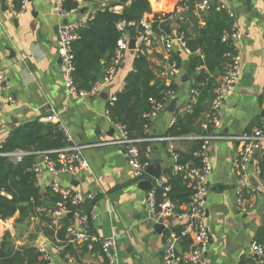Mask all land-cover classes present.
Masks as SVG:
<instances>
[{
	"label": "crops",
	"instance_id": "crops-1",
	"mask_svg": "<svg viewBox=\"0 0 264 264\" xmlns=\"http://www.w3.org/2000/svg\"><path fill=\"white\" fill-rule=\"evenodd\" d=\"M1 1L0 68L4 71L14 103H9L5 94L0 92V106L4 108L0 116V142L19 125L34 120L44 122L46 116L56 112L71 131L73 143L85 146L81 158L86 163V167L73 176L59 178L60 184L72 195L99 198L95 207L96 220L92 225L100 241L114 240L112 264H163L164 231L157 233L154 229L147 193L138 188L124 150L107 144L115 136L113 123L106 115L108 100L99 95L78 100L67 97L64 92L65 72L57 57L58 27L64 21L86 22L93 11L107 2H82L78 12L65 16L58 10L57 0H25L26 10L15 16L7 3L3 5ZM148 1L155 14L171 12L178 0ZM217 1L234 12L241 35L235 43L240 54V77L234 93L224 101L218 128V135L232 136L264 124L261 116L264 108L260 102L264 91V0ZM121 9L117 6L114 11ZM195 13H198L197 9ZM172 46L179 57L178 74H172L169 69L171 55L166 53L164 45L150 39L136 40L135 53H126L108 86L110 97L123 89L138 50L148 56L156 82L177 86L176 93L168 98L163 110L150 119V158L151 161L161 160V175L176 163L169 152L170 142L164 139L167 138L164 135L171 126L173 114L184 110L188 103L194 82V75L188 72L190 56L183 53L177 41H173ZM102 77L103 72L99 80ZM239 88L247 89V93H240ZM172 99L177 101L174 112L169 113L166 107ZM186 140L173 142L176 153L188 151ZM235 150L233 141L217 139L210 144L211 171L206 179L209 186L204 223L208 231V247L203 256L204 264H241V261L249 264L251 244L258 232H264V182L257 166L261 154L249 165L248 179L253 190L251 206L248 212L241 213L236 205ZM52 178L49 173H44L38 186L45 189ZM30 223L35 243L42 247L51 263L67 264L56 246L43 236L39 220L32 219ZM10 234L13 236L14 229ZM262 238L264 243V235ZM25 243L27 240L19 246ZM179 249L184 248L180 246ZM105 262L101 252L87 251L79 263L72 264Z\"/></svg>",
	"mask_w": 264,
	"mask_h": 264
},
{
	"label": "trees",
	"instance_id": "trees-1",
	"mask_svg": "<svg viewBox=\"0 0 264 264\" xmlns=\"http://www.w3.org/2000/svg\"><path fill=\"white\" fill-rule=\"evenodd\" d=\"M24 0H14L17 11ZM96 0H63V12L77 10L82 2ZM104 8L95 12L86 25L77 31L78 39L72 44L74 70L71 74L72 82L77 91L88 92L99 81L104 66L102 61L109 63L114 55L121 32L117 29L120 22L138 24L145 18L152 34L170 36L182 35L185 47L192 53L188 61V72L194 75L193 90L195 103L190 111L182 110L173 114L174 122L164 137H178L188 142V151L179 153L176 164L189 167H200V160L195 153L201 146L196 137L203 135L202 123L210 109L220 79L225 75L236 54L237 45L231 39H224L225 34L232 31L233 19L228 16L227 9L222 8L218 1H213L208 9L195 13L201 0H178L175 8L168 13H152L148 0H115V5L109 6L108 1L100 0ZM120 11H114L115 7ZM178 9H186L190 17L179 18ZM152 15L150 19L148 16ZM202 23V24H201ZM125 33L129 39L145 37L144 28L126 27ZM140 46V50H141ZM179 57L173 52L170 62H175L179 68ZM177 91L174 84L166 86L155 81L154 71L148 56L137 51L132 69L125 77L123 89L115 94V100H108L107 116L112 122L121 124L132 139H150V123L147 117L152 111L154 103L165 104L169 97ZM262 102V98L260 100ZM262 125V124H261ZM259 125V126H261ZM149 128V131H148ZM251 128V127H250ZM195 137V138H194ZM66 145L64 136L54 123L29 121L19 125L2 143L0 152L10 153L23 151L27 153L37 151H55ZM144 162V153L150 147L149 141L136 143ZM56 160L54 153L50 154ZM36 157L24 156L16 161L7 157H0V220L14 219L18 224L29 225L32 219H38L42 224L43 236L56 247H63L60 257L67 262L71 257L74 263H79L88 251L101 252L100 242L85 244L77 247L66 238V229L76 221L75 215H89L90 208L95 205L98 197L87 198L81 203L73 204L70 199L65 200L69 212L59 222L56 229L49 228L51 223L50 210L60 201V196L48 186L41 189L37 185L32 171ZM260 177L264 182V155L257 159ZM170 186L168 198L178 205L189 202L192 190L183 179V174L174 172L173 168L163 171ZM160 191H156L157 201L161 200ZM39 210V211H38ZM42 210V211H41ZM93 223L80 227L89 235H95ZM263 231L256 234L254 242L264 248ZM35 237L30 235L27 243L14 246V238L9 232L0 234V264H48L44 253L35 243ZM190 240H184L181 246L186 249ZM252 257L249 264H253ZM105 264H108L106 261ZM241 264H247L241 261Z\"/></svg>",
	"mask_w": 264,
	"mask_h": 264
},
{
	"label": "built area",
	"instance_id": "built-area-1",
	"mask_svg": "<svg viewBox=\"0 0 264 264\" xmlns=\"http://www.w3.org/2000/svg\"><path fill=\"white\" fill-rule=\"evenodd\" d=\"M63 0H57L58 10L62 15L69 16L77 10L71 12H63L61 9ZM7 5L12 9L15 16H19L26 10L27 3L24 0L21 7L16 11L14 9V0H5ZM213 0H201L196 9L198 12H203L208 9ZM86 3V2H83ZM222 8L227 9L228 16L233 19L232 31L230 34H225L224 39H231L234 43L241 39V35L238 32L237 24L235 22L234 12L221 5ZM100 7L93 11L88 17L89 21ZM186 12V9H178V16L181 13ZM86 21V22H87ZM86 22L71 21L65 25L60 24L57 30V57L65 72V84L64 92L67 97L82 100L90 95H98L102 90L110 86L117 74L118 67L125 58L126 53L129 51L128 40L129 37L125 33L126 27H138L144 28L146 38H138L137 41L144 39H150L154 42L164 45L167 54L173 53V41H177L187 56H191L192 53L185 47L182 35L170 36L163 34H152L149 22L143 18L138 24L131 22H120L117 29L121 32V38L117 43V47L114 51V55L109 63L104 61L101 64L104 66L103 77L99 80L88 92L77 91L71 78V74L74 70L72 44L78 39L77 31L86 25ZM236 54L232 57V62L225 75L220 79L217 88L214 90V97L210 104V109L205 116V120L202 123V129L205 132L203 135L196 137L202 143L199 150L195 153V156L200 160V167L182 166L175 163L173 166L174 172L182 173L183 179L188 183V187L192 190L190 200L186 204L178 205L171 201L167 194L170 191V186L166 184L167 178L163 175L159 179L153 180V187L147 192V201L150 206L154 223H159L164 231V254L163 264H204L203 256L207 252L208 247V231L205 226V201L208 193V187L206 186L207 176L211 171L209 163V150L210 144L213 140L224 139L233 141L236 143V152L233 160L234 173L236 176V205L241 213H246L250 209L252 199V187L248 179V168L251 164L254 153L260 150V154L264 155V124L254 127L251 131L232 136H220L218 135V128L220 126V111L224 104L225 99L234 93L235 87L240 77V54L238 48H236ZM169 69L172 74H178L179 68L175 62L169 63ZM0 92L5 94L9 103H14L13 96L11 94L10 86L6 82L4 71L0 68ZM195 91L192 90L191 97L186 104L184 111H190L191 106L195 103ZM262 107L264 108V91L261 94ZM110 101L115 100V96L109 97ZM164 108V104L154 103L152 111L147 117L149 119L155 118ZM4 108L0 106V116L2 115ZM107 115V112H106ZM108 117V116H107ZM109 119V117H108ZM43 121L45 123H54L57 125L59 131L64 136L66 145L55 151H37L27 153L23 151H15L10 153L0 152V157H7L13 160H20L24 156L34 155L36 162L33 165V173L35 179L38 181L42 178L44 173H49L53 178L49 183L51 190L60 196V201L55 205L53 210H50L51 223L49 228L57 229L59 227L60 220L69 214L65 200L70 199L73 204H78L85 199L92 198L89 195L86 197H78L70 194L65 190L61 184L59 178L62 176H73L78 171L86 167V163L81 158L82 149L85 146L77 145L73 143L71 131L62 123L58 114L52 111L46 116ZM174 118H172L171 124H173ZM114 128L113 140L107 142L109 145L120 147L124 150L128 157V165L131 168L132 176L136 182L150 179L146 173V169L151 164V148L148 147L144 153L145 161L142 162V155L136 145L137 142L151 141V139H132L129 137L126 129L119 123L112 122ZM149 131V128H148ZM188 138V139H192ZM195 138V137H194ZM165 140L170 142L169 152L174 159L177 160L178 154L174 151L173 142L179 140L178 137H167ZM3 142H0V149ZM56 155V160L50 158V154ZM42 160L39 162V159ZM160 191L161 200L157 201L156 191ZM95 205L90 208L89 215H82L76 217V223L69 225L66 229L65 238L77 247H81L85 244L94 243L99 241L102 257L112 264L114 260V254L112 249L114 247V240L112 238L99 240L95 235H89L86 230L79 227V224L87 225L93 223L96 220ZM39 211V210H38ZM42 211V210H41ZM14 229V223L12 219L0 220V234L5 232L11 233ZM190 240V244L186 249H179L182 241ZM14 246H19L20 243L14 241ZM19 243V245L17 244ZM38 248L43 252L42 247L38 245ZM57 252L63 247H56ZM44 253V252H43ZM251 257L253 258V264H264V248L252 242L251 244ZM44 259L48 261V264H52L50 258L44 254ZM74 260L71 257H67V264H72Z\"/></svg>",
	"mask_w": 264,
	"mask_h": 264
},
{
	"label": "water",
	"instance_id": "water-1",
	"mask_svg": "<svg viewBox=\"0 0 264 264\" xmlns=\"http://www.w3.org/2000/svg\"><path fill=\"white\" fill-rule=\"evenodd\" d=\"M213 1H217V0H213ZM2 4H5V0L1 1ZM117 1L115 0H110L108 1V5L112 6L115 5ZM184 17H190V13L189 12H184L181 13L179 15V18H184ZM67 23V21H64V25ZM128 48L129 51L131 52V54H134L136 51V40L135 39H129L128 41ZM240 93H247V89H241L239 88ZM253 92V90H251ZM109 94H110V88H106L104 90H102L98 95L100 97H102L105 100H109ZM177 99H172L169 103V105L166 107V111L169 113H173L174 109H175V104H176ZM261 116L264 117V110L261 112ZM260 154V150H257L252 158L251 163L254 162V160H256V158L259 156ZM42 160V158L39 159V162ZM146 173L147 175L150 177V179H146V180H142L138 182V188L143 190L144 192H148L152 187H153V180H157L160 178L161 176V160L160 159H153L151 161L150 166L146 169ZM234 182V181H233ZM206 186L208 187V183H206ZM154 229L157 233L162 231V226L159 223H155L154 224Z\"/></svg>",
	"mask_w": 264,
	"mask_h": 264
},
{
	"label": "rangeland",
	"instance_id": "rangeland-1",
	"mask_svg": "<svg viewBox=\"0 0 264 264\" xmlns=\"http://www.w3.org/2000/svg\"><path fill=\"white\" fill-rule=\"evenodd\" d=\"M32 227L33 225L31 223L29 225L18 224L14 228V234H13L14 240L19 241L20 244L22 243V241L28 240L29 236L32 235L31 233V231H33Z\"/></svg>",
	"mask_w": 264,
	"mask_h": 264
}]
</instances>
